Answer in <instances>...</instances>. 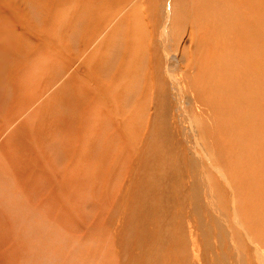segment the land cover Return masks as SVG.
Segmentation results:
<instances>
[{"label":"bare ground","instance_id":"obj_1","mask_svg":"<svg viewBox=\"0 0 264 264\" xmlns=\"http://www.w3.org/2000/svg\"><path fill=\"white\" fill-rule=\"evenodd\" d=\"M74 1L84 4L89 2L87 5L74 8L76 26L81 23L75 32L77 49L73 62L76 67L71 69L66 66L65 60L60 61V69L65 68V72L70 73L69 76L63 77L57 84V79L51 82L48 78L44 79L43 88L33 95L31 78L41 70V67L30 63L27 76L16 81L13 86L16 92L14 105L17 110L10 121L22 120L24 128L30 130L33 143L25 156L26 164L32 169L26 171L31 174H34V171L39 172L38 175L42 176L44 181L52 177H49V172L53 170V165L43 161L46 159L41 158L43 153L38 152L36 147L39 145V137L42 139L53 134L56 125H52L51 122L41 123L40 120L34 122V119L39 118L40 113L57 114L58 110L51 106L50 102L63 99L61 97L63 93L74 96L71 104V107L74 106L73 110L69 108L67 116L62 112L59 116L62 123L66 121L76 123L75 131L72 132L69 124H61V128L58 129L62 131L60 137L66 142H71L74 138L82 142L84 137L88 136L85 147L68 145L63 150L67 155L66 161L68 160L64 165L70 166L71 170L74 167L73 173L80 175L90 163L91 170L100 172L107 169L106 161L101 162L99 159L98 150L106 146L103 142H106L109 134L118 137L115 139L119 144L125 145V149L128 145H133V132L128 129L130 124L127 122L126 102L129 101L131 111L134 112L143 98L139 93H130L126 81L120 82L117 77L121 73L127 74L137 68V61L131 60L132 54L136 53L140 57L146 54L128 49L124 60L129 56V63L116 64V69L121 72H112V81L106 83L100 77L98 68H95L94 72L90 71L100 60V56L93 52V45H96L100 54L112 52L114 37L119 36V33L114 32L111 36V30L119 25L120 19L112 23L107 14L103 15L102 11L106 4L100 6V0ZM129 2L120 0L117 4L118 9L127 8ZM183 2L184 0L162 1L163 5L160 4L159 12L162 17L159 41L164 57L156 59L146 55L148 59H155L165 65L164 73L172 87L174 113L176 112L178 117L182 140H177L173 135L167 123L166 110L162 103L158 104L159 99L156 96L151 100V113L146 132L138 134L147 144V150L151 152L149 158L153 160L155 157L164 166L161 184L166 195L163 196L164 200L169 198L167 191L174 193L178 199L187 197L190 204L188 210H191L194 216L193 224L184 209L180 208L181 203L174 205L164 202L161 214L167 217L169 211L176 208L177 226L180 229L179 240L185 242V239H191L190 248L193 254L192 258L182 257L181 254L180 260L178 256H174L175 263L169 264H183L185 259L198 264H202V260L204 264H252L244 250L243 252L241 250L244 246L243 241L253 245L254 241L243 222L244 215L239 211L238 198L242 192L245 199L254 203L260 202L264 213V0H191V3L185 0V6L193 12L192 25L183 29H188L191 45L181 52L180 47L184 42L180 39L175 44L173 29L169 30L174 25L173 20L176 16L173 10L174 3H177L179 11H183L185 9ZM84 14L92 18L86 22ZM147 27L149 28V24ZM192 29L194 34H191ZM148 30L151 32V29ZM51 37L52 35H49V38ZM130 38H134V42L129 44L137 45L135 36L130 35ZM64 47L67 55L63 52L62 56L72 57L68 47ZM58 62L56 61V64ZM110 64L114 62L105 59L100 66L103 69L108 68ZM155 69L149 64L150 78L147 89L152 91ZM229 80L235 83L231 84ZM22 85L26 90L20 88ZM225 100L228 102L227 106H224ZM234 101L247 108H238ZM35 112L38 114L33 119L32 113ZM69 129L70 134L67 133ZM106 135L102 141L100 137ZM211 138L214 139L213 147L221 148V155L208 147L207 142ZM0 142V153L7 151L12 155L13 145L9 142ZM242 155L247 156L249 162L232 177L219 166L215 167V164L225 156L232 162H237ZM86 160L87 163L84 164ZM13 163L10 161L9 164L14 167ZM258 164L260 166L257 167ZM189 167L196 174V179L189 175ZM177 170L182 172L179 173ZM146 174L147 176L141 179L136 175H130L129 178L136 179L132 182L129 180V185L136 184L132 189L134 198L136 191L147 189L148 183L155 175L149 172ZM259 174L262 178L257 184L245 187L249 180H255ZM53 175L58 181V175ZM149 175L152 176L149 178ZM60 178L61 185L57 189L59 197L49 199L55 200L61 207L63 201L69 200L64 195L67 194L71 198L72 191L65 187L63 177ZM69 178L73 179V175L70 174ZM175 181H179L177 186ZM213 181L223 190L224 198ZM153 185L150 183V187ZM94 200L96 203L100 202L99 199ZM157 201L162 202L161 197L157 198ZM103 203L106 205L104 201L99 204L103 208L99 212L101 214L106 210ZM129 203L128 200L117 203L115 216L137 218L140 214L139 209L130 207ZM145 204L155 209L154 205ZM259 211V214L262 213ZM135 218L131 222L135 221ZM161 220L164 221L162 218ZM151 226L155 227V224ZM103 230L101 223L94 227V232L98 234ZM137 230L138 226L133 230V239L127 240L126 244H133L134 238L137 242L139 237L135 236ZM262 231L261 235H264V227ZM122 246L119 242L118 247ZM202 257L208 258L201 259ZM262 259V263L258 264H264V258Z\"/></svg>","mask_w":264,"mask_h":264},{"label":"rangeland","instance_id":"obj_2","mask_svg":"<svg viewBox=\"0 0 264 264\" xmlns=\"http://www.w3.org/2000/svg\"><path fill=\"white\" fill-rule=\"evenodd\" d=\"M108 1L100 0V6L106 4L102 13L107 14L112 23L120 19L119 25L111 30V36L114 32H118L119 36L114 37L113 51L108 54H100L96 45H93V52L100 56V60L90 69L94 72L95 68H98L100 77L106 83L112 81V72H121L116 69V64L129 63V56L124 60L128 49H134L156 59L160 56L164 57L159 41L162 26L159 12L163 0H129V6L122 10L117 7L120 0H112L110 3ZM189 2L191 3V0ZM183 3L185 7L183 11H179L177 3H174L173 10L176 16L173 20L174 25L169 30L173 29L175 44L180 39L184 42L180 47L181 52L191 45L189 31L183 29L190 28L193 15L192 10L185 6V0ZM62 4L64 6H61ZM87 4L89 2L84 4L74 0H0V141L9 142L14 148L12 155L7 151L0 153V264H169V262L175 263L174 256H178L180 260L181 254L182 257L192 258L191 239L187 238L185 242L179 240L180 229L177 226L176 208L171 209L167 217L161 214L164 202L174 205L181 203L180 208L184 209L194 224V216L191 210H188L189 200L187 197L178 199L170 191L166 192L169 198L164 200L163 196L166 195L161 185L164 166L155 157L153 160L149 158L151 152L147 150V144L138 135L146 132L151 113V100L156 96L159 99L158 104L162 103L166 110L167 123L173 135L177 140H182L178 117L176 112L174 113L175 100L172 87L164 73L165 65L160 61L148 59L146 55L140 57L134 53L131 60L137 61L135 71L121 73L117 77L120 82L126 81L130 93H139L143 98L134 112L131 111L129 101L126 102L127 122L130 124L128 129L133 132V145H128L125 149V145L119 144L115 139L118 137L112 134L108 137L107 135L100 137L102 141L107 137L106 142H103L106 146L98 150L101 162L106 161V170L100 172L91 170L90 163L88 168L77 175L73 173L74 167L71 170L70 166L64 165L68 161H66L67 155L63 152L64 147L68 145L85 147L88 136H85L82 142L77 138L66 142L60 137L62 131L58 128H61V124H69L72 132L76 128V123L70 121L62 123L59 116L61 112L67 116L68 109L74 108L71 107L74 96L63 93L61 95L63 99L50 102L51 106L58 110L57 114L40 113L39 118L34 119L38 112L32 113L34 122L40 120L41 123L51 122L52 125H56L53 134L42 139L39 137V145L36 147L38 152L43 153L41 158L46 159L43 161L53 165L51 174L49 172V177H52L48 179L51 184L48 180L45 182L43 177L38 175L39 172L34 171V174H31L26 171L32 169L26 164L25 156L33 143L30 130L24 128L22 120L10 121L17 110L14 105L16 94L14 83L27 76L30 63L41 67V70L31 78L33 95L43 88L44 79H50L49 82L57 79L55 80L57 84L63 77L69 76L70 73L65 72V68L60 69L59 66L65 60L67 67L71 69L76 67L73 62V58L76 57L74 52L77 49L75 32L81 23L76 26L73 13L78 6ZM90 18L92 17L85 16L86 22ZM148 29H151V32ZM191 34H194L193 29ZM49 35L52 37L49 38ZM130 35L135 36L137 45L129 44L134 42V38L129 39ZM64 46L68 47L72 57L62 56L63 52L67 55ZM105 59H109L114 64L102 69L100 64ZM56 61L59 62L56 64ZM149 64L157 69L153 70L155 71L154 91L147 89L150 78ZM229 82L235 83L230 80ZM20 88L25 87L22 85ZM233 103L238 108H247L238 101ZM227 105L228 102L225 100L224 106ZM207 127L209 128V125ZM70 129L67 131L69 134ZM207 143H209L208 147H211L210 150L222 154L221 148L213 147L214 139H209ZM246 157L242 155L237 162H232L225 156L215 164V167L219 166L232 177L247 165L249 158ZM142 159L145 161L141 162ZM10 161L14 162V167L9 164ZM86 163L87 160L84 164ZM147 172L155 175L148 183L147 189L136 191L134 198L132 189L136 184L129 185V180L132 182L136 179L129 177L133 174L141 179L147 176ZM181 172L182 170L179 173ZM53 174L58 175V181ZM70 174L73 175V179L69 178ZM189 175L196 179V174L190 167ZM60 176L65 181V187L72 191L71 198L67 194L64 195L69 200L63 201L61 207L55 200L49 199L59 197L57 189L61 185ZM261 178L259 174L255 180H249L245 187L249 188L257 184ZM150 183L154 185L150 187ZM178 184L179 181H175V185ZM214 184L224 198L223 190L215 182ZM168 187L172 190L170 185ZM160 197L162 202L157 201ZM94 199L106 202V205L103 203L106 210L102 214L99 213L103 210L99 205L100 202L96 203ZM124 200L130 201V207L139 209L140 214L137 218L115 216L117 203H124ZM145 203L154 205L156 210ZM243 205L246 207L244 208ZM238 208L244 215L243 222L254 241V245L243 241L244 246L241 250L242 252L244 250L252 264L262 263L264 258V235H261L264 227L262 205L260 202L254 203L245 199L241 192ZM258 211L262 213L259 214ZM133 218L136 220L131 222ZM99 223L101 229H104L101 234L94 232V227ZM153 224L155 227L151 226ZM234 225L236 226V223ZM137 226L135 235H139L137 242L134 238L133 244H126L127 240L133 239V230ZM119 242L123 245L120 248ZM204 258L208 257L201 259ZM183 264L198 263H190L185 259ZM202 264H204L203 260Z\"/></svg>","mask_w":264,"mask_h":264}]
</instances>
